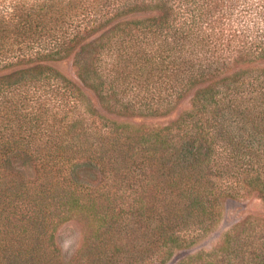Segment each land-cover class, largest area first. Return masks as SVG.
<instances>
[{"label":"trees","instance_id":"1","mask_svg":"<svg viewBox=\"0 0 264 264\" xmlns=\"http://www.w3.org/2000/svg\"><path fill=\"white\" fill-rule=\"evenodd\" d=\"M244 196L264 207V0H0V264H264V209L187 252Z\"/></svg>","mask_w":264,"mask_h":264},{"label":"rangeland","instance_id":"2","mask_svg":"<svg viewBox=\"0 0 264 264\" xmlns=\"http://www.w3.org/2000/svg\"><path fill=\"white\" fill-rule=\"evenodd\" d=\"M54 67L61 73L71 79L75 84L80 86L74 75V69L69 61L55 63ZM87 96L94 101L92 96L87 93ZM188 108L187 98L182 99L176 106L165 116L155 119L157 123H166L172 120L181 110ZM263 204L253 196H244L237 198L225 199L222 202L221 215L212 228L206 230L195 241L194 245L187 252H194L195 250L209 251L215 247L222 237L223 233L233 227L238 221L245 216H260L263 212ZM85 230L82 221L72 220L66 224L58 227L56 232L55 242L60 247L63 258L68 259L79 246L82 234ZM184 252H175L172 260L182 256ZM62 258V259H63ZM168 264V263H167Z\"/></svg>","mask_w":264,"mask_h":264}]
</instances>
